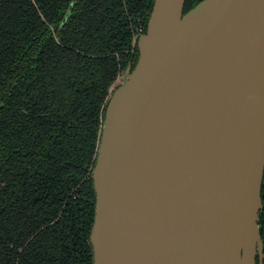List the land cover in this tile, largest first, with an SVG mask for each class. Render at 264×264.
Returning <instances> with one entry per match:
<instances>
[{
    "label": "water",
    "instance_id": "1",
    "mask_svg": "<svg viewBox=\"0 0 264 264\" xmlns=\"http://www.w3.org/2000/svg\"><path fill=\"white\" fill-rule=\"evenodd\" d=\"M186 2L155 0L109 97L94 264H264V0Z\"/></svg>",
    "mask_w": 264,
    "mask_h": 264
},
{
    "label": "trees",
    "instance_id": "2",
    "mask_svg": "<svg viewBox=\"0 0 264 264\" xmlns=\"http://www.w3.org/2000/svg\"><path fill=\"white\" fill-rule=\"evenodd\" d=\"M154 2L0 0V264H94L106 107Z\"/></svg>",
    "mask_w": 264,
    "mask_h": 264
},
{
    "label": "rangeland",
    "instance_id": "3",
    "mask_svg": "<svg viewBox=\"0 0 264 264\" xmlns=\"http://www.w3.org/2000/svg\"><path fill=\"white\" fill-rule=\"evenodd\" d=\"M127 78V73H123L117 80V82L113 85L111 93L117 89L119 86L125 83V80Z\"/></svg>",
    "mask_w": 264,
    "mask_h": 264
},
{
    "label": "bare ground",
    "instance_id": "4",
    "mask_svg": "<svg viewBox=\"0 0 264 264\" xmlns=\"http://www.w3.org/2000/svg\"><path fill=\"white\" fill-rule=\"evenodd\" d=\"M226 232H227V235L229 236V237H234V227L231 225V224H229V223H227L226 224Z\"/></svg>",
    "mask_w": 264,
    "mask_h": 264
},
{
    "label": "built area",
    "instance_id": "5",
    "mask_svg": "<svg viewBox=\"0 0 264 264\" xmlns=\"http://www.w3.org/2000/svg\"><path fill=\"white\" fill-rule=\"evenodd\" d=\"M142 34H144V30H143V28H141V29L139 30V32L137 33V35H136V39L138 40L139 37H140Z\"/></svg>",
    "mask_w": 264,
    "mask_h": 264
},
{
    "label": "flooded vegetation",
    "instance_id": "6",
    "mask_svg": "<svg viewBox=\"0 0 264 264\" xmlns=\"http://www.w3.org/2000/svg\"><path fill=\"white\" fill-rule=\"evenodd\" d=\"M258 264H260V260L258 259Z\"/></svg>",
    "mask_w": 264,
    "mask_h": 264
}]
</instances>
